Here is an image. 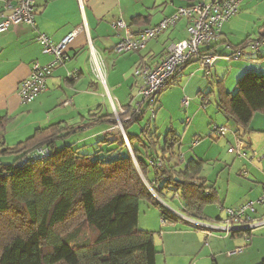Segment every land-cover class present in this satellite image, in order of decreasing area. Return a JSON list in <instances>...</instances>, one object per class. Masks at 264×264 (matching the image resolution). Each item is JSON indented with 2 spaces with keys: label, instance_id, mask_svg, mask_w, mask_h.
<instances>
[{
  "label": "trees",
  "instance_id": "1",
  "mask_svg": "<svg viewBox=\"0 0 264 264\" xmlns=\"http://www.w3.org/2000/svg\"><path fill=\"white\" fill-rule=\"evenodd\" d=\"M180 1L190 6L200 0ZM249 42L236 49L243 53ZM258 43L263 45L264 33ZM218 90L219 111L238 128L247 131L256 114L264 115V75L248 71L234 94L223 84ZM147 124L139 136L126 132L130 148L120 133L119 140L108 135L88 154L75 144L60 147L77 126L38 129L12 148L0 136V264H157L154 233L138 229L141 202L159 206L167 224L179 218L157 199L171 195L188 217L198 219L220 200L202 177L206 162L191 159L178 171L174 149L180 138L170 131L161 147ZM40 148H48L50 157L33 159ZM6 157L13 162L3 163ZM157 158L162 168L150 166Z\"/></svg>",
  "mask_w": 264,
  "mask_h": 264
},
{
  "label": "crops",
  "instance_id": "2",
  "mask_svg": "<svg viewBox=\"0 0 264 264\" xmlns=\"http://www.w3.org/2000/svg\"><path fill=\"white\" fill-rule=\"evenodd\" d=\"M18 1L0 0V12L8 3L14 5ZM202 1L211 2L212 0ZM186 6L187 4L180 0H39L34 26H18L0 34V136L4 138L5 144L12 148L33 136L36 130L57 124L81 127L72 136L78 138L75 146L77 147L78 144L80 146L78 148L84 149L91 146L98 148L100 140L108 135H112V140H119L117 121L115 126L112 124L113 120H116L114 105L128 111L126 115L122 116L123 119H126L130 112L138 108L143 102L141 97L136 95L139 80L134 77L135 68L139 64L154 66L159 63L173 44L187 37V21L180 19L174 27L149 42L139 53L123 55L116 52L123 32L116 31L113 24L122 21L134 31L139 32L155 27L163 20L172 17L179 8ZM261 7H264V0L245 2L241 6L239 14L225 24L220 40L205 50L218 57L215 65L222 61L227 66L228 58L238 52L236 47L248 39L249 45L241 57L247 50L251 54L257 52L264 54L262 47H260V51L252 47L253 44L258 43L261 34L264 33V24L256 38L252 35L255 34L254 29L252 32L250 31L255 21L251 24V21L247 20L248 17L255 15ZM79 28H82L83 31L74 38L68 51V61L64 66L54 71L48 81L47 91L39 96L35 102L24 104L19 96V88L21 83L29 78L33 63L39 62L41 65H47L53 60L52 56L43 53L42 46L37 42L38 35L46 34L54 44H59ZM239 34H245L246 39L234 44L233 40H236ZM90 46L103 57L107 65L105 85L101 84L91 72ZM241 57L233 60H239ZM192 65L200 68L198 62L193 61L185 68L183 75ZM237 65L239 69L246 70L243 66L244 63ZM248 68L250 69L247 71L256 70L251 69V67ZM261 70L264 72V67ZM74 71L80 73V78L77 81L68 79V74ZM220 84L224 85L223 81H219L218 88ZM102 89L110 99V110L106 107L101 95ZM201 95L203 94L199 92L198 96ZM203 96L206 98L203 103L209 102L210 95ZM136 103L137 106H135ZM258 114L264 118L263 114ZM258 114L254 116L247 131L238 128L236 125H234L235 128H232L233 133L227 140L228 153L238 140H242L248 145V158L238 159L229 153L233 157L230 164L228 161H221L218 158L212 159L214 156L210 157L209 151L203 153V143L200 144L199 141H196L198 142L196 148L193 147L198 150L197 153L191 154L186 160L187 155L182 154L179 151L180 148L176 150L178 146H181L182 138L177 135L176 131H168L175 132L181 141L180 145L174 149L176 156H183L182 162H178L176 159L178 157H175L174 163L178 171L183 170L186 163L191 159L202 160L206 163L215 162L212 166L213 172L205 175L206 165L202 177L207 180L208 186L217 190L220 203L208 206L205 210V217L196 219L209 224L212 219L208 215L209 209L218 207L221 215L215 218V222L216 224L223 223L225 217L222 213L225 214V209L238 208L247 201H255L263 193L264 133L261 131H264V121L259 120ZM138 116H140L139 113ZM103 117H107L105 121L95 122ZM141 121H134L127 129ZM256 121L262 126L259 127L261 129L252 128V123H256ZM187 123L189 124V121ZM229 125L224 123L222 126L227 127ZM227 136L228 133L223 138ZM254 153L257 156H254ZM203 154H207V159H203ZM208 157L211 159L209 160ZM218 169H220L221 174L216 179H212L213 174ZM225 175L224 179H220L221 176ZM219 182L221 183L219 184ZM222 189H224L225 195H221ZM218 217L221 220H218ZM257 217L264 220V207L258 208ZM210 228L215 227L211 226ZM229 237L233 239L239 237L240 240H237L234 248L233 242L229 243L225 240L223 242L224 247L229 251V255L225 256L224 261L215 264L264 263V225L253 232L249 242L244 240L241 234H231ZM221 247L223 248L217 241L210 243L209 249L200 250L197 253L199 262L209 256L215 260L217 254L222 252ZM185 248L189 249L187 246ZM239 249H243V251L235 254ZM204 254L209 256H204ZM192 262L193 260L190 259L187 264H192Z\"/></svg>",
  "mask_w": 264,
  "mask_h": 264
},
{
  "label": "built area",
  "instance_id": "3",
  "mask_svg": "<svg viewBox=\"0 0 264 264\" xmlns=\"http://www.w3.org/2000/svg\"><path fill=\"white\" fill-rule=\"evenodd\" d=\"M38 1L19 0L14 5L8 3L3 11L0 12V34L18 26H34ZM248 1L250 0H212L211 2L200 0L193 5L179 8L172 17L163 20L155 27L139 32L134 31L122 21H117L113 24V28L116 31L123 32L121 41L116 47L117 54L123 55L139 53L149 42L174 27L180 19L187 21V37L173 44L159 63L154 66L139 64L135 68L134 77L139 80L138 96L143 100L138 108L130 112L126 119H123L122 116L126 115L128 111L114 105L116 127L120 130L128 147L129 142L126 130L134 122V117L146 109L151 114V119L147 126L151 127L152 121L156 116L155 107L159 96L169 86L179 81L185 68L190 63L197 61L205 75L211 77L212 69L218 57L205 50L211 48L220 40L225 24L235 18L239 14L242 4ZM82 31V28L77 29L59 44H54L46 34L38 35L37 42L42 46L43 53L52 56L53 60L47 65H41L39 62L33 63L29 78L24 80L19 88V96L24 104L35 102L39 96L47 91L49 79L57 68L66 64L69 59L68 51L70 46L74 38ZM252 47L259 51L261 44L255 43ZM241 55L242 52L238 51L228 59H238ZM90 69L100 83L105 85L107 65L103 57L92 46H90ZM79 78V71L68 74L69 80L77 81ZM201 100L203 101V98ZM212 133L218 138H223L228 131L225 127L214 126ZM197 144L198 142H195L193 147ZM247 147L248 145L245 142L238 140L236 145L229 149V153L235 155L238 159H247ZM50 155L51 152L48 148H40L32 154V158L35 160L46 159ZM254 156H257V154L254 153ZM176 159L178 162H182L183 156L180 155ZM28 160V158L23 159L20 164H24ZM149 163L151 167H163L161 158ZM259 207H264V191L255 201H247L238 208L225 209L223 223L226 224V228L212 229H216L226 235L239 233L244 240L249 242L253 232L264 225V220L257 217ZM162 224L165 225L166 223L162 221ZM242 251L243 249H239L235 254H239Z\"/></svg>",
  "mask_w": 264,
  "mask_h": 264
},
{
  "label": "rangeland",
  "instance_id": "4",
  "mask_svg": "<svg viewBox=\"0 0 264 264\" xmlns=\"http://www.w3.org/2000/svg\"><path fill=\"white\" fill-rule=\"evenodd\" d=\"M247 20L251 21V24L255 21L253 27L251 26L250 31L252 32V29H254L255 34L252 35L257 38L259 31L264 24V7L259 8L256 14L248 17ZM241 29L243 30V28ZM245 39V34H239L236 40H233V43L237 44ZM261 47L264 52V44L261 45ZM263 56V53L261 54L257 52L251 54L250 51L247 50L241 59L229 60L227 66L222 61L218 62L212 69L211 77H207L204 71L196 65L190 66L188 70L185 71L183 77L179 79V83H173L159 96L155 107L156 116L152 121L151 131L157 132L158 136H160V146L163 147V141L168 131L174 130L177 132V135L182 138L181 146H178L176 150H179L180 148L179 151H181L182 154L187 155L186 160L189 159L191 154L194 155L197 153L198 150L195 149L196 147L193 148V144L194 142L199 141L200 144L203 143V153L209 151L210 157L214 156L212 159L218 158L221 159V161H228L230 164L231 158L233 159V157L228 153L229 147L227 140L233 133L232 128H235V124L232 121H229L218 109V83L219 81H223L224 88L228 92L234 94L236 92L237 82L249 71H247V69H250L248 67L256 69L255 71L258 75H264L263 70H261L264 67V61L260 59ZM243 63L245 64L243 65L244 68H246L245 71L237 67V64L242 65ZM199 92L205 96L209 94V102L203 103L201 97L198 96ZM101 95L104 98L106 107L110 110L111 102L103 89ZM136 95L138 96V91L136 92ZM137 105L138 104L136 103L135 106ZM257 116L259 120L264 121V118L261 115L258 114ZM150 119L151 114L148 112L143 121L136 123L132 128L126 130L127 135L139 136ZM187 121H189V124ZM224 123L230 125L227 127L222 126ZM214 126L225 127L228 131V136L226 138H217V136L212 133V128ZM251 126L255 129H261L259 127H262L257 124V121L256 123H252ZM117 131L120 135V130L117 129ZM261 132L264 133V131ZM77 141V137L68 138L60 143V147L71 144H75L76 146ZM133 146L136 147L135 144H133ZM77 147L80 146L77 144ZM130 147L129 144V148ZM95 148L93 146L87 147L82 149V152L87 154L93 153L95 150H98L97 147ZM206 155L207 154H203V159L206 158ZM208 159L210 160L211 158L208 157ZM13 160L14 158L6 157L3 158V163H12ZM214 164L215 162L211 161L206 163L207 166L205 165L206 168L204 171L205 175H209L213 172L212 166ZM219 171L220 169L213 174L212 179H216V177L221 174ZM226 175L221 176L220 179H224ZM220 183L221 182H219V184ZM221 195H225L224 189H222ZM157 201L161 207L179 218L175 223L162 225L161 208L159 206L146 200L142 201L140 204L138 229L154 233L155 246L158 251L157 264H187L190 259L193 260L192 264H215L216 262L224 261L225 256L229 255V251L224 247L223 242L225 240L229 243L233 242V248L236 245L237 240H240L239 237L233 239L229 237V235L219 232L218 230L209 229L211 226L215 228H226L225 223L216 224L215 222V218L221 215L218 207L209 209L208 215L212 217V222L210 221L209 224H206L196 218H188V216L182 211L179 203L172 200L171 195L162 199H157ZM222 214L225 217V214ZM208 235L209 237H207ZM216 241L219 245L223 246V248L221 247L222 252L217 254L215 260L212 256L204 254V256L209 257L203 259L202 262H199L200 259L197 258V253L200 250L205 251L209 249L208 245ZM186 246L189 247V249H184Z\"/></svg>",
  "mask_w": 264,
  "mask_h": 264
}]
</instances>
